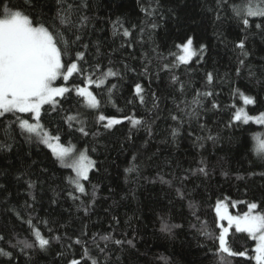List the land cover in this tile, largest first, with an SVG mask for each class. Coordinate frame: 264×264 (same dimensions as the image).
Wrapping results in <instances>:
<instances>
[{
    "label": "trees",
    "instance_id": "obj_1",
    "mask_svg": "<svg viewBox=\"0 0 264 264\" xmlns=\"http://www.w3.org/2000/svg\"><path fill=\"white\" fill-rule=\"evenodd\" d=\"M62 3L73 23L62 29L65 37L69 41L81 37L71 45L73 58L76 51H84L87 63H79L85 76L104 81L90 86L100 104L90 108L72 93L67 99L57 98L61 107L56 111L44 105L40 123L53 135L59 130L61 143L74 146L76 153L86 149L95 166L88 179L81 180L86 192H75L79 199L74 201L68 193L74 188L69 177H75V171L57 162L45 146L27 141L12 123L13 114L0 116V145L11 146L0 148V237L4 238L0 249L12 254L0 255V264H68L71 259L80 264H92L93 259L98 264H256L257 241L248 233L237 232L233 225L229 244L234 251L247 249V254L221 260L213 239L201 235V230L216 236L220 224L228 226L215 211L218 200L233 216L247 212L251 202L264 213V156L257 151L258 142L264 140V123L232 118L239 108L252 117L264 113V16H248L245 26L233 11L249 5L264 10V0ZM58 7L57 0H39L43 18L60 30L54 20ZM83 17L87 20L81 24ZM125 29L129 36L123 35ZM185 31L195 35L196 49L207 46L203 58L198 52L187 64L165 69L164 64L173 60L169 53L177 51L178 34ZM240 40L247 55L236 47ZM96 64L102 71H94ZM109 67L118 74L104 78ZM82 79L74 74L58 84L84 86ZM137 83L144 89L143 102L135 92ZM236 90L256 102L245 105ZM206 92L213 95L205 96ZM77 114L86 136L78 131L80 122L69 127L64 119ZM101 114L121 123L106 129L107 121L98 120ZM17 115L34 122L30 114ZM124 117L142 123L132 125ZM133 164L137 171L126 172ZM202 166L206 176L195 172ZM160 176L171 183H162ZM29 180L35 182L32 189ZM177 188L187 194L185 199L177 196ZM162 219L179 227L171 234L162 232ZM82 226L86 227L80 245L66 238L79 235ZM33 228L46 238L62 239L53 240L47 250H22L18 242H30ZM108 235L111 240L101 239ZM114 240L125 243L117 245Z\"/></svg>",
    "mask_w": 264,
    "mask_h": 264
},
{
    "label": "snow or ice",
    "instance_id": "obj_2",
    "mask_svg": "<svg viewBox=\"0 0 264 264\" xmlns=\"http://www.w3.org/2000/svg\"><path fill=\"white\" fill-rule=\"evenodd\" d=\"M59 7L57 8L55 21H58L60 30H57L54 25L49 24L43 17L44 13L38 9L39 0H0V116H4L6 113H11L15 116V120L12 122L17 125L20 129L21 135L25 136L29 142L35 141L37 145H43L50 154L55 158L57 162H60L62 166L72 168L76 176L69 177L70 184L74 185L71 192L68 193L69 197L74 201L78 200L79 197L74 193L79 192L84 194L86 189L81 183V180L88 179V171L90 167L95 166V161H92L86 154L87 150H82L77 155L74 146L66 147L61 143V136L59 130H56V134L53 135L47 131L44 126L40 123L41 109L44 105H50L53 111H56L61 107L60 100L57 98L67 99L69 95L75 93L77 97L83 98L84 103L90 108H99L100 101L89 90V86L92 84H102L103 79L94 80L93 75L89 74L85 76V69L79 62L87 63L85 60L84 51H76L74 58L70 52L71 45L76 44L80 41L81 37L75 35V39L69 41L62 29L67 26L73 27L72 20L67 14L68 10L63 7L62 0H57ZM72 6L69 5V8ZM235 15L240 17L245 26L248 25V16H264V10L260 9L259 6L252 7L251 5L246 6V10L238 8L233 9ZM87 20L86 17L81 19V24ZM156 27L155 24L152 25ZM257 27H260L257 25ZM124 36H129L130 33L127 29L123 32ZM177 40L179 43H174L176 52H170L169 55L173 57L171 63L164 64L165 69H171L178 67L180 64H187L193 56H196L199 52L201 58L203 52L207 50V46L200 44L199 48L194 47V41L196 39L194 34H189L185 31L183 34H178ZM86 49L87 45H83ZM236 47L239 48L243 55H247L244 52L245 43L240 40ZM179 53V54H178ZM64 56H68L69 59L65 61ZM244 61L241 60L240 64ZM101 70L100 65L94 66V71ZM239 71V70H237ZM77 74L83 77L81 83L84 86L73 84L71 87L67 86H56L58 80L68 82L70 78ZM103 77L116 76L118 73L113 71L111 67L103 72ZM209 82L212 81V73L207 74ZM173 80H177L173 76ZM135 92L140 96L141 102L144 101V89L137 83L135 85ZM205 96H211L213 93L206 92ZM235 95L242 98L245 105L254 104L255 98L245 95L244 93L236 90ZM155 97V94H153ZM155 106V105H154ZM213 107H218L215 103ZM17 114H30L33 117L34 122H30L29 119H24ZM233 120L247 122L248 120H256L257 123H264V113H260L256 117L249 116L243 108H239L233 115ZM69 127L72 126L73 121H79V115H66L64 117ZM129 120L132 125H140L142 121L132 117H124ZM176 119V117H173ZM98 120L103 122L106 129L112 128L114 125L120 124L121 120L115 117H105L101 114ZM78 129L83 135H88L83 127ZM175 135V130H173ZM209 139H212L209 137ZM11 146L8 144L0 145V148L8 149ZM257 151L264 156V140L258 142ZM135 159V158H134ZM70 161V162H69ZM35 163V162H34ZM204 162L201 161V164ZM43 171H47L46 169ZM126 172H136L137 167L135 164L125 169ZM195 172L207 175L206 167H198ZM24 173H21V177ZM18 178V179H19ZM162 183L170 184L171 181L165 180L163 176L158 177ZM29 189L35 187L34 181H27ZM31 195V192H29ZM176 194L180 199H185L187 194L180 188L176 189ZM33 200L35 197H32ZM92 202H95V187L92 193ZM189 207L194 208L195 205L190 202ZM248 211L243 215L233 216L228 213L227 205L223 201H217L215 211L220 220H226L228 226L225 227L223 224L219 225V234L213 236V234L201 230V235L209 236L213 239L214 246L216 248V254L219 255L221 260H226L230 257L240 256L245 257L247 249L244 251H234L228 241L229 229L234 225L237 232H246L252 239L257 241L255 251L256 264H264V213L256 211L258 208L257 203L251 202L247 205ZM88 207L84 208L87 213ZM223 210V211H222ZM29 225H32L31 219L27 221ZM84 227H81L79 235L73 233V236H67L69 241H72L76 245H80L83 241ZM179 225H171L167 221L162 219L161 231L171 234L172 230ZM33 239L29 241H20L19 244L23 245V249H40L47 250L51 245L52 241H60L62 237L55 236L46 238L38 228L32 230ZM0 239H4L0 237ZM104 241L111 240V235L101 237ZM95 240V237H93ZM113 243L121 245L125 243L121 240H114ZM130 246H133L131 240L126 241ZM107 246V245H106ZM69 249L72 247V243L67 246ZM99 248V244H96ZM101 252L103 248H99ZM85 255H88L87 249H85ZM0 255L11 256L10 252H6L4 249H0ZM63 255V253H60ZM68 264H80V260L71 259ZM92 264H98V261L93 259Z\"/></svg>",
    "mask_w": 264,
    "mask_h": 264
},
{
    "label": "rangeland",
    "instance_id": "obj_3",
    "mask_svg": "<svg viewBox=\"0 0 264 264\" xmlns=\"http://www.w3.org/2000/svg\"><path fill=\"white\" fill-rule=\"evenodd\" d=\"M58 81H59V80H58ZM58 81L56 82V86H61L60 84H58ZM62 85H63V86H66L65 84H62ZM89 90L92 91L91 88H90V86H89ZM71 147H72V146H71ZM74 150H75V149H74ZM75 152H76V150H75ZM76 154L78 155L79 153H76ZM91 168H92V167L89 168L88 174H89Z\"/></svg>",
    "mask_w": 264,
    "mask_h": 264
}]
</instances>
